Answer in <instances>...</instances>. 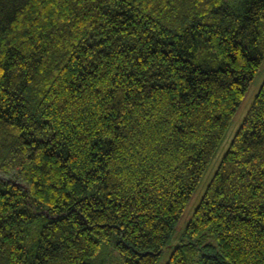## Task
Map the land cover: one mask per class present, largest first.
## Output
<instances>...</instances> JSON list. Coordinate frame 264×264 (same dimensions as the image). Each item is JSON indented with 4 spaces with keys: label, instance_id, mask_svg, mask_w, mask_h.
<instances>
[{
    "label": "trees",
    "instance_id": "obj_1",
    "mask_svg": "<svg viewBox=\"0 0 264 264\" xmlns=\"http://www.w3.org/2000/svg\"><path fill=\"white\" fill-rule=\"evenodd\" d=\"M264 0H0V264H264ZM114 247V248H113Z\"/></svg>",
    "mask_w": 264,
    "mask_h": 264
},
{
    "label": "rangeland",
    "instance_id": "obj_2",
    "mask_svg": "<svg viewBox=\"0 0 264 264\" xmlns=\"http://www.w3.org/2000/svg\"><path fill=\"white\" fill-rule=\"evenodd\" d=\"M263 82H264V63L262 65L261 70L259 71L251 89H250V92H249L247 98L245 99L238 115L236 116V118H235V120L231 126V129H230L225 141L223 142L216 158L214 159L211 166L207 170L199 188L197 189V191L195 193V196H194L191 204L189 205V207L186 210L181 222L179 223V228L177 230V234L180 233L181 231H183L184 228L186 227L187 223L192 219L196 208L198 207L200 201L202 200V197L206 191L208 184L210 183L214 174L216 173V171H217V169H218V167L222 161L223 156L225 155V153L227 152V150L230 146L231 141L233 140L235 134L237 133L240 126L242 125V123H243L246 115L248 114L252 104L254 103V100H255ZM177 242H178V239L175 237V239H173V241L171 243V245L173 247L169 248L167 251H165V253L163 254V256L159 262V264H166V262L169 259L170 254L172 253ZM109 253H110V257H111V259L109 258L111 264H121L120 263L121 262L120 256L116 251L114 252L112 249H110Z\"/></svg>",
    "mask_w": 264,
    "mask_h": 264
}]
</instances>
